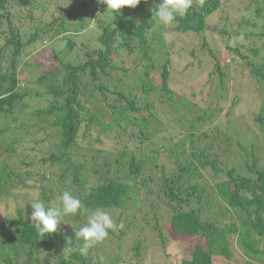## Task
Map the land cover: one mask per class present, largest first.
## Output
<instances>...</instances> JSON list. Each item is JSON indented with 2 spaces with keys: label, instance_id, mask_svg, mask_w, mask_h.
Segmentation results:
<instances>
[{
  "label": "trees",
  "instance_id": "1",
  "mask_svg": "<svg viewBox=\"0 0 264 264\" xmlns=\"http://www.w3.org/2000/svg\"><path fill=\"white\" fill-rule=\"evenodd\" d=\"M228 1L193 0L187 15L165 28L154 15L160 0L124 7L112 20L97 0H0V119L5 123L0 136L27 113L43 134L38 143L52 142L34 162L27 148L20 155L16 149L25 134L0 137V210L20 189H33L48 206L59 205L58 197L69 191L84 206L67 215V231L46 236L32 224V207L0 217V264H118V255L107 259L101 243L86 256L79 252L83 241L75 231L81 226L72 222L96 208L115 213V223L123 225L110 234L120 238L130 225L138 228L137 254L150 225L164 246L160 221L165 218L174 235L191 242L180 264H264V160L258 166L254 147L241 146L253 163L247 158L249 174L239 173L227 125L213 126L226 108L197 100L198 91H185L172 74L175 39L183 50L195 49L187 66L205 78L199 93L216 80L220 88L226 78L240 84L245 71L264 92V25L255 21L264 0H251L254 8H244L246 18L218 28L213 19ZM83 34L80 47L75 37ZM165 34H171V42H165ZM57 36L64 47L52 46ZM257 37L258 45L252 42ZM47 39L51 45L38 46ZM222 55L229 56L227 63ZM23 67L30 76L38 71L34 82L44 91L27 87ZM32 94L39 101L45 96V104L33 106ZM240 101L241 92L231 97L226 123ZM253 121L264 131V106ZM168 125L189 133L168 135ZM110 139L119 146H100ZM44 165L57 166L56 182L40 171ZM233 241L242 262L234 258ZM42 255L53 260L22 261Z\"/></svg>",
  "mask_w": 264,
  "mask_h": 264
},
{
  "label": "rangeland",
  "instance_id": "2",
  "mask_svg": "<svg viewBox=\"0 0 264 264\" xmlns=\"http://www.w3.org/2000/svg\"><path fill=\"white\" fill-rule=\"evenodd\" d=\"M149 1L150 0H148V3L144 4L148 5ZM53 3H55V1H53ZM245 7H249L250 12L254 8V4H252L251 0H229L228 4L224 6L223 10L220 11L219 14L215 15L213 19V25L221 28L223 26L227 27L229 23L233 22L232 20L236 21L235 24L237 22H240L243 18H246L248 16H245V14H243ZM255 21L257 26L264 25V10L262 11L261 15L256 18ZM88 29H91V23L88 27L85 28V30ZM83 35L84 37H75L77 41L76 43L80 44V41H85L86 35ZM89 36L92 37L95 35L94 33H90ZM213 36L216 41L219 40V36L216 33H214ZM259 39L260 38L257 37L253 39L252 42L258 45ZM52 41L55 42L54 45H52L53 47L56 46L55 44H58L57 46L59 47H64L63 39L61 38V36H57L56 38L52 39ZM172 41H175L173 45L174 48H172L170 55L172 59V74L174 79L179 82V87L185 89V91L187 92H189L190 89L195 88L196 91H198L196 99L199 100L201 97H203L205 105L208 104L212 107L219 105L226 108L225 111L222 110V113H224L213 126H219L220 128L224 129L228 127L227 129H229L230 131L231 140L234 144L233 149L235 150V160L233 163L237 167L236 170L241 174H249L248 167L245 165L247 161L246 159L248 158L250 164L253 163V156H251V154L246 155L241 146H244L246 148L253 146L254 150L256 151V157L259 158L258 166H262L264 160V131H262L259 125L253 121V117L257 115L261 107L264 106V92H261V90L257 88L252 78H250L245 71L243 76H241V79L237 80L238 82L241 81L240 84L234 83V80L230 78H226L225 84H223V87L220 88L216 80L213 81L211 86L207 88L208 92L199 93V90H201L202 88L199 83L203 82L205 78H203L202 75H198L196 68L192 67L188 70L189 66H187V63L193 60V55L196 56L195 49L191 48L190 50L185 51L183 50L184 48L182 43L176 41L175 39H173ZM262 41L264 42V38L263 40H260L261 43ZM50 43L52 42L47 39L43 40L42 44L38 46H49L51 45ZM77 46L78 45H76L75 50H73L74 52L78 51L79 46ZM80 47H82V44H80ZM261 48H264V43L261 45ZM263 51L264 49L261 51V53H263ZM78 57L79 59L84 58L83 50L80 49V51L78 52ZM228 58V55L227 57L222 55V59L225 63H227ZM27 69L28 67H23L20 72L21 77H27V79L29 80V82L26 83L27 87L32 89V91H35L37 89H39L40 92L44 91V88L34 82L37 78L36 73L38 71L36 70L34 73V71L30 69L31 73H34V75L31 74L30 76V74L27 73ZM196 74L198 75L197 78H195ZM221 91L225 96H222L220 94ZM239 92H241L242 94L243 102L240 101L238 103V106H234L232 108V112L234 114H231V119L228 120L229 123H226L224 114L230 108L231 97ZM30 101L33 106L44 105L46 102L45 96H42L39 101L36 95L33 96V94L31 95ZM21 116H24L21 118V121L18 123L13 122L12 125H16L13 126V128L7 130L4 135L2 134L0 137L2 139L10 140L12 134L14 135L13 138L25 134V136H23L21 140H19L20 143L18 145L16 144L17 148H15L19 151V155L20 153L25 154V149L27 148V151L29 152L33 161L37 162L39 157L45 155V153L49 150L51 146L50 144H52V142L49 141V138H46L45 141L38 143V141L43 137V134L36 132L37 129L34 126L33 121L30 120V115H28L27 113H22ZM168 116H163L165 121H167ZM4 125V120L0 119V126ZM166 132L168 135L170 132H181L185 136L189 133L188 131L181 129L180 127L174 128V126L171 125H168V130H166ZM110 133L111 135L113 134V132ZM126 139L127 138L124 137V139L121 141H124ZM182 139L183 136L180 138V140ZM114 145L116 147L119 146V144H115L114 140L110 139L103 142L100 146L112 150L111 148L114 147ZM47 167V165L42 166V169H40V171L45 170L48 174H50V179H55L56 182L59 173L57 166L53 165L50 169H46ZM206 178L210 183L214 182L211 177L206 176ZM27 183H32V180L29 179ZM17 194L19 195L9 197L8 206L1 207L0 217L4 215L13 216L16 213L17 208H21L22 210L31 209L30 202H34L36 201V199L39 200V196L36 195L33 189H20L17 191ZM110 215L115 221L116 214L111 213ZM88 216L89 214L80 215L74 220V222H72V224L82 227L84 224H86ZM66 218L67 216H63L61 218V224L58 226V229L60 231L68 230L69 224ZM166 220L167 219L164 218L162 219V221H160V229L162 230L164 246L162 245V241L158 235L157 229H154L152 225H150L145 230L146 232L143 238L146 240L143 243L141 242L142 247L139 250V254H137L136 239L140 237V233H138V228L134 230V227L130 225V228H126L125 232L120 238L118 237V234L109 233V236L101 242V246H104L103 249H105V256H107V259H110V257L113 258L115 255H118V264H180L181 260L188 256L189 253L187 248L190 247L191 242L187 238L185 239L182 236L174 235L166 224ZM114 231L118 233L117 228ZM232 245L235 254L234 258L238 262H242L244 260V256L237 246L238 244L236 243V241H233ZM43 255L42 258H36L34 256L25 257L22 259V261L28 262L32 261L33 259H38L42 263H46V260H49L50 258H44ZM50 260H53V258Z\"/></svg>",
  "mask_w": 264,
  "mask_h": 264
},
{
  "label": "clouds",
  "instance_id": "3",
  "mask_svg": "<svg viewBox=\"0 0 264 264\" xmlns=\"http://www.w3.org/2000/svg\"><path fill=\"white\" fill-rule=\"evenodd\" d=\"M97 2L107 6L105 13L112 20L120 14L124 7L135 8L142 0H97ZM143 2L148 3V0H143ZM192 3L193 0H160L155 5L154 15L160 25L169 28L177 22V17L183 18L187 15ZM243 38L241 34L239 39ZM164 39L166 43L171 42V34H165ZM229 43L234 45L235 41L232 40ZM58 199L59 205L57 206H48L42 200L30 202L33 209L30 219L41 236L55 233L63 216L76 215L84 211L82 201L69 191H64ZM117 227H123V225H117L109 212L101 208L93 210L86 224L75 231L76 239L83 241L79 248L80 254L86 256L90 248L104 241L109 236V231Z\"/></svg>",
  "mask_w": 264,
  "mask_h": 264
}]
</instances>
